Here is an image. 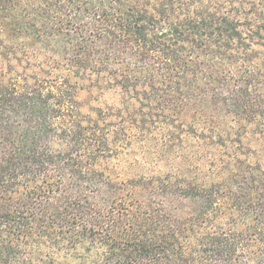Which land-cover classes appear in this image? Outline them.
Returning a JSON list of instances; mask_svg holds the SVG:
<instances>
[{
	"label": "trees",
	"instance_id": "obj_1",
	"mask_svg": "<svg viewBox=\"0 0 264 264\" xmlns=\"http://www.w3.org/2000/svg\"><path fill=\"white\" fill-rule=\"evenodd\" d=\"M0 264H264V0H0Z\"/></svg>",
	"mask_w": 264,
	"mask_h": 264
}]
</instances>
